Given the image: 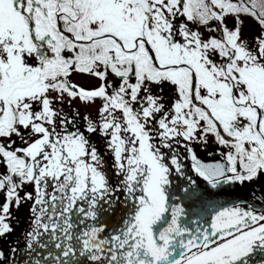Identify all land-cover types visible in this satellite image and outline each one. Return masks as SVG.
Masks as SVG:
<instances>
[{"label": "snow or ice", "instance_id": "obj_1", "mask_svg": "<svg viewBox=\"0 0 264 264\" xmlns=\"http://www.w3.org/2000/svg\"><path fill=\"white\" fill-rule=\"evenodd\" d=\"M0 264H264V0H0Z\"/></svg>", "mask_w": 264, "mask_h": 264}]
</instances>
